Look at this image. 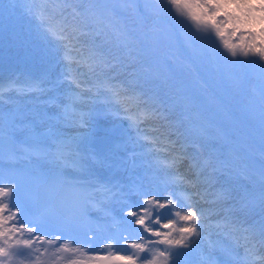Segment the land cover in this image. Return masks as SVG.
<instances>
[{
    "label": "snow or ice",
    "instance_id": "snow-or-ice-1",
    "mask_svg": "<svg viewBox=\"0 0 264 264\" xmlns=\"http://www.w3.org/2000/svg\"><path fill=\"white\" fill-rule=\"evenodd\" d=\"M17 7L60 73L0 82V264H264V215L248 218L264 213V0H4L0 18ZM54 89V111L18 105ZM107 116L127 121L142 172L95 176L87 143Z\"/></svg>",
    "mask_w": 264,
    "mask_h": 264
},
{
    "label": "bare ground",
    "instance_id": "bare-ground-1",
    "mask_svg": "<svg viewBox=\"0 0 264 264\" xmlns=\"http://www.w3.org/2000/svg\"><path fill=\"white\" fill-rule=\"evenodd\" d=\"M26 34H24L22 37H17L15 35L12 36V40L13 42L11 43H6L3 45H1V35H0V54H2L6 60H8V64L13 65L16 64L18 62H20V64L22 63V61L25 59L26 64L29 61H32L31 57L29 54L25 53V49H29V47L27 48V46H31V44H29L28 39L26 38ZM14 46V48H10L8 49L7 46ZM23 48V50H22ZM35 50V48H34ZM20 67V66H19ZM17 67V68H19ZM42 74H39L40 77H44L47 74V69L42 68L41 69ZM30 105V104H28ZM37 105H40L37 102V99H33L32 100V107L37 109ZM41 108H39L40 110ZM109 116L107 117H103L100 119L101 125L99 127H97V130L92 131L91 130V137L94 135H99L100 133H103L104 136H111L114 137L113 142L111 143V145L107 148L104 149L103 151H101L100 154H98V157H96L98 160L105 162L107 164H113L115 165L116 162L121 159V160H125L126 161V168H125V172L122 173V175L120 177H127L129 174H133V170L137 167V163H133V159L131 156L132 153V148L129 151L125 150L124 147H121L116 139L117 137H120L121 139L124 140L125 143H130L128 142V137L124 135V132L127 130L128 128V124L127 121H123V120H114L113 119H108ZM118 119V118H117ZM63 132H65L67 135L71 136V135H75L77 133V131L83 132V129H75V128H62L61 129ZM90 137V140H91ZM90 140L88 141V143L90 142ZM87 143V145H88ZM93 151V150H91ZM128 154H127V152ZM95 152V151H94ZM123 156H126L127 160L124 159ZM102 163L96 165H93V171L95 173V176L97 178H100L102 180H108L113 178L114 176H116V171H122L121 167H117L113 170V172L109 173V174H104V171L106 169V167H104L102 165ZM121 164H123V162H121ZM78 174V173H77ZM153 227H157L158 225H153ZM116 228H119V225H116Z\"/></svg>",
    "mask_w": 264,
    "mask_h": 264
},
{
    "label": "rangeland",
    "instance_id": "rangeland-1",
    "mask_svg": "<svg viewBox=\"0 0 264 264\" xmlns=\"http://www.w3.org/2000/svg\"><path fill=\"white\" fill-rule=\"evenodd\" d=\"M214 39L215 38L213 37V40ZM176 111L178 114L180 110L177 109ZM173 118H175V116ZM223 130L226 133H230L231 132V126L228 124H223ZM221 143L222 142L215 143L214 146L217 148H220ZM132 150H133V148H132ZM251 162L253 164L254 171L258 172V169L260 166V160H259L258 156L254 157ZM221 181L223 183H225L226 185H233V186H237V187H253V182L255 181V187L259 188L258 176H254L252 179H248V180H246V179H244L238 175L224 176V177H221Z\"/></svg>",
    "mask_w": 264,
    "mask_h": 264
}]
</instances>
